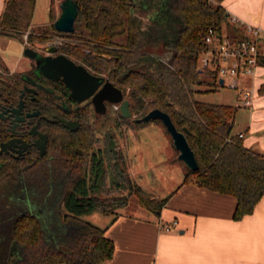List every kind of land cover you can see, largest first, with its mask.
Listing matches in <instances>:
<instances>
[{
	"label": "trees",
	"instance_id": "obj_1",
	"mask_svg": "<svg viewBox=\"0 0 264 264\" xmlns=\"http://www.w3.org/2000/svg\"><path fill=\"white\" fill-rule=\"evenodd\" d=\"M74 1L79 7L74 31L63 33L53 23L32 29L36 0H4L0 36L23 42L22 35L29 31L26 42L31 45L67 37L59 50L93 71L108 73L136 118L159 109L177 130H188L186 139L198 169L184 166L181 184L233 196V220L251 214L264 195V155L245 148L242 138L232 133L238 106L202 102L194 96L215 89V74L197 70L204 50L201 34L223 25L235 33L227 24L222 0ZM21 84L20 73L0 75V104H15ZM200 85L209 89L197 91L194 87ZM258 92H264L263 85ZM52 102L53 97L40 96L31 104L49 116L54 113ZM132 122L135 128L148 123ZM57 136L50 135L53 140ZM103 151L97 150L90 168L84 161L73 165L58 159L49 166L0 168V264H102L112 258L114 243L105 228L83 218L95 212L115 213L97 197L106 175ZM103 153L117 155L110 136ZM125 176L124 169L113 168V180L132 185L138 205L159 212L169 195L155 197Z\"/></svg>",
	"mask_w": 264,
	"mask_h": 264
},
{
	"label": "crops",
	"instance_id": "obj_2",
	"mask_svg": "<svg viewBox=\"0 0 264 264\" xmlns=\"http://www.w3.org/2000/svg\"><path fill=\"white\" fill-rule=\"evenodd\" d=\"M220 4L227 15L264 27V0H222ZM3 6L4 0H0V14ZM9 47L11 53L21 55L24 45H14L9 38L0 36V73L16 71L1 57L2 50L8 53ZM261 85L264 86V64L253 79L252 105L238 106L245 112L240 120L236 113L232 133H241L245 148L264 155V92H258ZM165 148L172 157L168 137ZM178 166L184 174V164ZM182 179L159 196L169 195L157 213L140 205L134 214L95 212L108 217L101 219L104 223L98 227L105 228V235L114 243L112 258L102 264H264V195L251 214L233 220V196L192 183L181 184ZM171 221H176V225L164 231L161 224Z\"/></svg>",
	"mask_w": 264,
	"mask_h": 264
},
{
	"label": "rangeland",
	"instance_id": "obj_3",
	"mask_svg": "<svg viewBox=\"0 0 264 264\" xmlns=\"http://www.w3.org/2000/svg\"><path fill=\"white\" fill-rule=\"evenodd\" d=\"M61 1L36 0L32 18V29L34 31H38L40 28H48L58 18L60 14L59 3ZM50 13L52 15L51 19H49ZM28 32L26 31L24 34H28ZM8 38L14 45L21 43L18 38ZM21 38L24 46L31 47L42 54L47 52V49L54 46L55 43H61L67 40V37L58 35L53 36L50 40L42 44L34 43L31 45L29 43L25 44L23 37ZM11 50L12 47H9L8 53L6 50H2L1 57L4 62L16 71L26 69L29 66V59L23 56L22 53L21 55L13 54ZM157 55L161 54L158 52ZM0 75L3 74L0 73ZM194 88L197 91L209 89L205 85ZM194 96L199 101L216 104L239 106L240 102L235 90L224 87H215L213 91L196 92ZM244 112L242 108L238 107L236 119L240 120L239 118L243 117ZM135 118L136 116L132 113L130 118H123L119 110H115L112 107L110 114L105 118L106 120L101 119L100 122H97L93 145L91 150H89L96 153L97 150L105 151L108 136L111 137V140L115 144V152L117 153L115 157L113 154L109 155L106 153L105 155L103 153L104 151L102 152V156L105 158L104 166L106 175L103 188L97 194L98 199L115 213L125 212L127 214H134L138 210L136 209L138 199L133 186H129L126 180H113L112 178L113 168L116 165L124 169L126 176L128 178L130 177L131 182L134 181L146 192L155 197L165 195L167 190L173 187L183 177V170L178 166L183 165L177 159L178 152L174 150L172 145L170 151L173 149V156L169 157V150L165 148L166 137L169 138V135L161 123L159 121H151L135 128L132 122ZM169 161L179 164H170ZM83 218L97 226L104 223L101 219H108V217L97 213H92Z\"/></svg>",
	"mask_w": 264,
	"mask_h": 264
},
{
	"label": "flooded vegetation",
	"instance_id": "obj_4",
	"mask_svg": "<svg viewBox=\"0 0 264 264\" xmlns=\"http://www.w3.org/2000/svg\"><path fill=\"white\" fill-rule=\"evenodd\" d=\"M63 43L54 44L56 52L52 55L62 54L76 65L83 66L90 75L100 77L102 80L89 97L82 101H77L70 96V92L65 88L64 82L38 75L35 71L34 60L28 57L29 66L26 69L2 73L3 75L20 73L22 84L15 104H0V123L2 124L0 128V149L1 144L6 143L0 152V168L5 165H16L23 170L24 168L35 167L39 164L41 166H49L54 159H58L59 163L65 162L66 164L72 163L73 165L84 161L85 165L90 168L93 159L97 156L96 152L89 151L93 145L96 133L95 127L98 124L97 122L105 119L110 114L112 103L107 100L102 101L99 108L103 109L104 112L99 113L92 101L93 96L103 88L106 81L119 90L121 88L110 79L108 73L93 71L78 59L71 58L62 53L59 47ZM46 54L48 53H41V55ZM24 87L33 91L26 90ZM121 92L125 98L122 90ZM21 94L22 96L20 97ZM40 96L53 97L51 107L54 109V113L47 116L41 112L39 106L31 104L32 102H37ZM20 100L23 102L22 108L16 114L12 110L18 107ZM34 112H38V114L27 116V114ZM60 119L65 122H71L70 125L75 127V129L71 130L65 127L59 121ZM52 133L58 135L54 139L56 140V144L50 137ZM42 134L46 136L45 141L40 137ZM72 134L76 135L74 140L71 139ZM42 142H44L43 154L40 153L38 147ZM55 147L56 151H53ZM65 149L67 154L63 152Z\"/></svg>",
	"mask_w": 264,
	"mask_h": 264
},
{
	"label": "water",
	"instance_id": "obj_5",
	"mask_svg": "<svg viewBox=\"0 0 264 264\" xmlns=\"http://www.w3.org/2000/svg\"><path fill=\"white\" fill-rule=\"evenodd\" d=\"M60 14L53 22L54 28L63 33H72L74 31V22L78 13V4L74 0H62L59 3ZM56 52V47L52 46L47 49L46 55H41L37 50L24 46L22 54L35 62V71L38 75L44 76L51 80H61L65 84V88L69 90V94L77 101H82L89 97L97 88L102 78L90 75L81 65H76L73 61L62 54L52 55ZM25 77V76H24ZM28 78V77H26ZM29 79V78H28ZM222 83V80H220ZM26 90L27 87H24ZM33 91V90H31ZM23 93V92H22ZM22 94L20 95V97ZM107 100L112 104H119V112L123 118H130L129 104L124 98L121 90L114 87L110 82L106 81L103 88L93 96V103L97 112L103 113L99 105L102 101ZM22 100L19 101L18 107L12 112L18 114L22 108ZM38 112L27 114L34 116ZM136 123H145L151 120H160L167 133L170 135L174 149L178 152L177 159L181 161L186 168L191 171L198 169L194 152L190 148L186 135L189 133L186 128L177 130L169 115L159 109H152L141 118L133 119ZM65 127L73 130L69 121L59 120ZM45 141V135L40 136ZM6 143L1 144V150ZM40 153L44 152V142L38 145Z\"/></svg>",
	"mask_w": 264,
	"mask_h": 264
},
{
	"label": "built area",
	"instance_id": "obj_6",
	"mask_svg": "<svg viewBox=\"0 0 264 264\" xmlns=\"http://www.w3.org/2000/svg\"><path fill=\"white\" fill-rule=\"evenodd\" d=\"M227 24L235 33H229L223 25L220 30L209 27L201 34L204 50L197 59V70L214 73L215 87L235 90L240 95L239 106L250 107L254 97L253 79L264 61V27L231 15H227ZM22 37L26 44L27 34ZM112 107L119 110V104H112ZM238 136L242 137V134ZM175 225L176 221H171L161 224V228L170 231Z\"/></svg>",
	"mask_w": 264,
	"mask_h": 264
}]
</instances>
